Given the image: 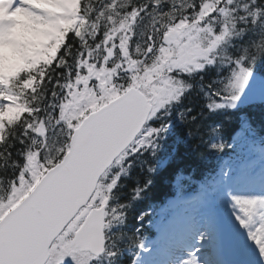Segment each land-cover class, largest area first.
<instances>
[{
    "label": "snow or ice",
    "instance_id": "1",
    "mask_svg": "<svg viewBox=\"0 0 264 264\" xmlns=\"http://www.w3.org/2000/svg\"><path fill=\"white\" fill-rule=\"evenodd\" d=\"M0 264H264V0H0Z\"/></svg>",
    "mask_w": 264,
    "mask_h": 264
},
{
    "label": "trees",
    "instance_id": "2",
    "mask_svg": "<svg viewBox=\"0 0 264 264\" xmlns=\"http://www.w3.org/2000/svg\"><path fill=\"white\" fill-rule=\"evenodd\" d=\"M200 172H197V179H199ZM171 176L168 175L167 179L163 177H158L156 185L151 190L150 193V200L146 204H142L140 207L145 208L150 203L152 205V208L154 209L155 206H157L159 203L163 202L165 198L170 196L173 193V188L171 186ZM194 183V182H193ZM150 227L145 225L143 229V236L150 235Z\"/></svg>",
    "mask_w": 264,
    "mask_h": 264
},
{
    "label": "rangeland",
    "instance_id": "3",
    "mask_svg": "<svg viewBox=\"0 0 264 264\" xmlns=\"http://www.w3.org/2000/svg\"><path fill=\"white\" fill-rule=\"evenodd\" d=\"M173 202H175L174 198L167 202L166 206L164 207L165 211L162 212V215L160 217L158 216L157 219L155 220V224L153 225L155 226V229L159 230L158 225H160L165 220V218L179 225L182 219L183 206L177 204L176 207L173 209L171 207L173 205L172 204ZM158 235H160V230Z\"/></svg>",
    "mask_w": 264,
    "mask_h": 264
}]
</instances>
